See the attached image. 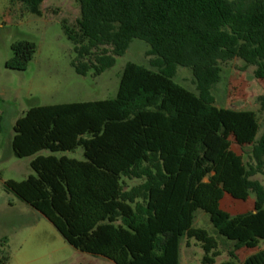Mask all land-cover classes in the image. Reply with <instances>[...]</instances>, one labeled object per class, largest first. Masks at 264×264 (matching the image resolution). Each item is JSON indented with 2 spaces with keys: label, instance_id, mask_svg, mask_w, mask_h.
Segmentation results:
<instances>
[{
  "label": "trees",
  "instance_id": "trees-1",
  "mask_svg": "<svg viewBox=\"0 0 264 264\" xmlns=\"http://www.w3.org/2000/svg\"><path fill=\"white\" fill-rule=\"evenodd\" d=\"M15 1L43 16L44 0ZM78 3L75 25L63 21L78 75H101L134 39L150 46L155 71L128 63L115 99L28 110L14 126L11 147L17 158L36 156L35 175L6 182L7 190L47 218L73 248L114 264H179L183 238L200 243L203 264H216L218 242L194 227L199 210L236 242L233 260L243 248H259L264 184L255 178L264 177V135L258 139L256 112L218 107L213 89L222 64L234 60L264 80V0ZM11 49L5 67L27 70L36 44L23 40ZM179 66L192 71L197 93L173 81ZM78 147L84 161L39 155ZM225 194L240 201L252 196L255 212L231 216L220 208ZM242 264H264V250Z\"/></svg>",
  "mask_w": 264,
  "mask_h": 264
},
{
  "label": "rangeland",
  "instance_id": "rangeland-1",
  "mask_svg": "<svg viewBox=\"0 0 264 264\" xmlns=\"http://www.w3.org/2000/svg\"><path fill=\"white\" fill-rule=\"evenodd\" d=\"M42 12L43 16L38 17L22 3L0 0V264L5 262L4 258L8 259L7 264H114L104 257L73 248L47 218L7 190L6 182H22L35 175L31 162L36 156L17 158L11 143L17 120L31 108L115 99L128 63L155 71L150 64L153 57L147 55L150 46L134 39L113 67L99 76L90 71L83 77L72 67L76 57L74 45L63 30V21L75 25L80 18L78 0H44ZM23 40L36 44L33 60L25 71L7 69L5 63L13 56L12 44ZM222 69L221 82L213 89L216 105L256 112L260 123L259 139L264 135V80L258 78L254 67H245L240 60L224 63ZM173 81L197 93L189 68L179 66ZM232 148L242 154L238 146ZM39 155L85 160L82 147L61 153L44 150ZM255 179L264 184L263 176ZM136 184L138 182H129L130 186ZM221 204L225 210L240 214L247 202L224 198ZM194 227L206 230L218 242L220 256L216 264L231 261L242 264L246 254L251 252H239L238 259L233 260L230 252L236 242L221 236L204 211L196 212ZM4 238L7 240L3 242ZM259 249H264V241ZM203 257L199 242L187 238L181 240L179 264H203Z\"/></svg>",
  "mask_w": 264,
  "mask_h": 264
},
{
  "label": "crops",
  "instance_id": "crops-1",
  "mask_svg": "<svg viewBox=\"0 0 264 264\" xmlns=\"http://www.w3.org/2000/svg\"><path fill=\"white\" fill-rule=\"evenodd\" d=\"M224 198H226V199H231L232 197L229 195V194H225L224 195V197H223V199ZM222 199V200H223ZM232 199H234V198H232ZM222 200H221V202H222ZM235 200V199H234ZM237 201H240V200H237ZM242 202H247V205L246 206H243V211H242V213H240V214H246V213H249V212H254V200L253 199H251L250 197L246 200V201H242ZM220 208L223 210V211H225V212H227V213H229L231 216H236V215H240V214H233L232 212H230V211H227V210H225L223 207H222V204L220 203ZM260 248V247H259ZM259 248H257V249H259ZM245 250H251V252L249 253V254H246V256H245V259H247L248 257H250V256H252V255H254V254H256V253H258L259 251H261V250H264V249H259L258 251H254L255 249H247V248H243V249H241L239 252H244Z\"/></svg>",
  "mask_w": 264,
  "mask_h": 264
},
{
  "label": "water",
  "instance_id": "water-1",
  "mask_svg": "<svg viewBox=\"0 0 264 264\" xmlns=\"http://www.w3.org/2000/svg\"><path fill=\"white\" fill-rule=\"evenodd\" d=\"M255 212V211H254Z\"/></svg>",
  "mask_w": 264,
  "mask_h": 264
}]
</instances>
